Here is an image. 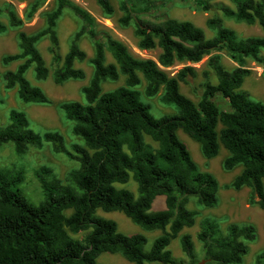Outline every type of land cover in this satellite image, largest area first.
<instances>
[{
    "label": "trees",
    "instance_id": "trees-1",
    "mask_svg": "<svg viewBox=\"0 0 264 264\" xmlns=\"http://www.w3.org/2000/svg\"><path fill=\"white\" fill-rule=\"evenodd\" d=\"M43 0L29 4L25 17L30 19ZM105 15H111V0H95ZM192 2L197 9L213 13L206 26L214 35L206 37L203 29L189 20L158 15L148 19L151 8L136 5L132 0H120L118 18L121 26L133 24L137 47L141 50L159 48L157 59L134 56L120 40L99 28L95 18L71 0H55L54 7L45 11L44 25L34 33L20 30L24 19L9 2L0 5V33L18 29V52L1 57L4 64L19 61L15 69L2 74L7 89L17 88L23 102L50 104L51 100L38 86L26 78L32 67L35 79L43 80L48 69L36 44L46 38L47 51L54 66L53 80L63 83L83 79V69L75 62L87 60L92 73L81 92L86 103L65 101L59 104L65 117L73 122L72 133L80 144L67 149L57 131L43 134L29 127L25 112L11 109L8 121L0 124V146L11 144L22 155L31 147L51 144L55 153L65 152L79 166L68 173L69 185L49 177L50 170L40 167L35 172L44 199L37 205L27 201L18 186L24 181L21 170L0 168V264H99L103 253H119L131 264H240L248 252V243L257 235L252 224L229 223L221 229L216 221H200L196 251L188 233L179 236V246L185 255L177 259L168 248L171 239L185 227L195 224V211L187 208L191 199L203 207L218 202V181L208 171H200L177 130L199 143L205 158L218 154L220 146L228 153L223 167L241 170L230 183L234 189L247 187L250 203L264 208V103L251 99L241 87L249 70L247 58L264 64V36L240 38L223 24V16L246 23H257L264 32V0H229L234 7L211 0H169ZM72 15L78 24L69 36L67 51L61 55L57 21ZM6 18L3 22L1 17ZM87 37L93 44V56L87 57L80 41ZM109 51L114 62L105 61ZM219 52H224L237 66L226 69ZM208 56L201 70L202 93L197 103L184 95L179 82L195 77L197 70L185 65L174 75L163 68L175 61L199 62ZM125 76V84L102 91L105 80ZM146 81L144 94L156 95L161 88L162 102L172 104L177 113L154 117L149 106L140 100L135 89L140 75ZM215 77L216 83L212 82ZM219 94L227 100L229 110H220L215 102ZM219 124L221 126L219 127ZM148 136L156 147L145 142ZM132 178L137 194L115 184H125ZM164 196V208L153 211L152 204ZM97 209L119 211L144 230L161 231L146 248L144 234H124L112 219L96 215ZM65 210H70L68 215ZM264 228V222H263ZM85 232L83 237L72 235ZM252 264H264V251Z\"/></svg>",
    "mask_w": 264,
    "mask_h": 264
},
{
    "label": "rangeland",
    "instance_id": "rangeland-1",
    "mask_svg": "<svg viewBox=\"0 0 264 264\" xmlns=\"http://www.w3.org/2000/svg\"><path fill=\"white\" fill-rule=\"evenodd\" d=\"M34 0H0V5L9 2L15 8L17 14L24 19V23L20 30L27 33H34L44 25L45 11L51 10L54 7L55 0H43L34 13L33 17L26 19L25 12ZM75 4L86 9L98 22L99 28L107 30L112 36L120 40L128 50L136 57L157 59L160 53L159 48L151 50H141L137 47V38L134 35V26L130 24L128 26H121L118 23V18L122 15L119 10L120 0H111L114 12L111 15H105L95 0H71ZM136 5L141 7L151 8L156 6L154 13L148 12L147 17L150 20L157 21L158 15H166L178 20H189L195 25L201 27L206 37L214 35V31L206 26V19L215 12L221 15L219 12H204L197 9L190 1L179 2L169 0H132ZM212 3L222 2L230 7L234 5L229 0H211ZM224 26L233 29L238 37L245 38L251 36H264V32L257 23H246L238 21L234 18H228L223 16ZM3 22H6L4 16L1 17ZM78 24L76 19L68 14L63 13L60 19L57 21V34L59 39V51L61 55H64L67 51V42L69 36L77 29ZM17 32L18 29L8 28L7 31L0 33V124H5L8 121L9 111L16 109L25 112L29 127L36 133L43 134L46 131H57L64 139V143L67 149L71 148L72 144H80V140L72 133L73 122L68 120L63 110L59 107L61 102L65 101H79L86 103L85 98L81 92V88L86 85L90 79L92 73V65L87 60L81 62H75V67L81 68L85 72L83 79H69L63 83H55L53 80L54 66L51 63V55L47 51L48 41L46 38L40 40L36 47L41 53L44 64L48 69V76L46 79L37 80L33 74V68L30 67L25 76L32 85L38 86L51 100L50 104H40L32 102H23L17 95V88L13 87L7 89L4 86V80L2 74L7 69H15L19 61H13L9 64H4L1 61V57L5 54H12L18 52L17 46ZM80 47L86 52L87 57L93 56V44L87 38L83 37L80 41ZM220 61L222 65L231 70L237 66L233 60H231L224 52H219ZM264 55V50H262ZM208 56H204L199 62L191 63L188 61H175L173 65L163 68L168 75H174L180 68L185 65H190L196 68L197 75L195 77H188L186 82H179L180 91L189 97L194 103H197L199 96L202 93L201 82L203 80L201 76V70L206 68V61ZM105 61L114 62L113 57L109 51H105ZM244 68L249 70V73L244 77L242 89L246 91L249 97L255 101L264 103V64L256 62L250 58H247ZM140 75V83L135 86V89L140 94V100L144 104L149 106L150 113L156 117H162L165 115H173L177 113V109L172 104H166L161 100V94L163 88L154 95L146 96L144 94V87L146 81ZM212 82L216 83L215 77H212ZM125 84V76L120 74L116 80H105L101 84L102 91L112 90L116 87L123 86ZM220 110H229L227 100L217 94L214 98ZM221 124H219V127ZM179 139L187 146L191 158L197 164L200 171H208L212 173L218 181V202L214 207H203L191 199L187 208L195 211V224L191 227H185L177 235V237L171 239L168 248L171 250L174 257L177 259H184L185 255L181 252L179 246V236L182 233H188L191 235L194 242L196 251L200 250V242L196 238V233L199 231V224L204 218L213 219L218 223L221 229H225L229 223H235L238 225L252 224L256 228V238L248 243V252L243 257L240 264H252L255 256L264 251V208L257 204L250 203L249 201V189L242 187L240 189H234L230 186L234 176L241 170V165H237L230 170H226L223 167V161L228 155L227 151L220 146L218 154L212 158H205L201 151L199 143L193 140L190 136L177 130ZM145 142L156 147V143L153 142L148 136H145ZM79 163L71 159L65 152L55 153L51 149V144L44 142L40 147H31L26 153L18 155L14 152L11 144H3L0 146V168H8L12 170H21L24 173V181L18 188L20 193L32 204H39L44 195L41 191L39 183L35 177V172L40 167H46L50 170L49 177H55L60 180L62 184L69 185L68 173L76 169ZM117 187H124L131 190L135 195L137 194V183L130 178L125 184H115ZM160 196L156 197V201L152 206V210L156 211L161 207ZM70 210H65V214L68 215ZM96 215L105 219H112L117 223V228L124 234H144L147 238L146 248H149L153 239L161 234L158 229L144 230L142 227L132 222L122 212L112 211L105 212L101 209H97ZM85 232H80L72 236L81 238ZM99 264H131L119 253L103 252L97 257ZM157 264V263H147Z\"/></svg>",
    "mask_w": 264,
    "mask_h": 264
},
{
    "label": "crops",
    "instance_id": "crops-1",
    "mask_svg": "<svg viewBox=\"0 0 264 264\" xmlns=\"http://www.w3.org/2000/svg\"><path fill=\"white\" fill-rule=\"evenodd\" d=\"M161 198H159L160 200H161V207L160 208H158V209H162V208H164V196L163 195H159ZM158 197V196H157ZM157 199L155 198V200L153 201V204H152V206L154 205V202L156 201Z\"/></svg>",
    "mask_w": 264,
    "mask_h": 264
}]
</instances>
